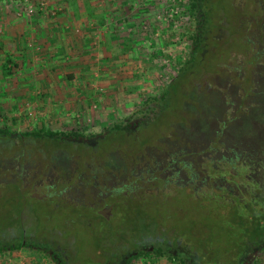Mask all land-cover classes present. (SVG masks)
I'll return each mask as SVG.
<instances>
[{
	"label": "rangeland",
	"instance_id": "1",
	"mask_svg": "<svg viewBox=\"0 0 264 264\" xmlns=\"http://www.w3.org/2000/svg\"><path fill=\"white\" fill-rule=\"evenodd\" d=\"M92 1L0 0V130L83 136L57 150L46 140L28 144L32 150L26 155L14 152L19 147L0 148V187L20 181L28 197L49 199L33 207L49 234L41 231L38 237L65 248L64 258L53 246L8 249L0 252V264H62L71 256L82 262L99 246L112 248L114 227L104 225L98 212L109 213L115 192L151 197L148 210L160 211L156 221L185 231L193 222L201 229L212 220L206 206L216 194L229 202L236 194L222 189H233L235 183L248 182L249 190L257 184L256 202L264 210V0H215L224 13L216 9L210 46L217 48L216 39L228 36L236 50L224 55L214 72L209 73V65L205 75L196 73L192 88L178 85L165 110L146 101L161 99L192 53L190 34L198 24L190 15V1ZM224 14L231 21L228 31ZM65 25L66 35L80 38L74 46L62 37ZM45 27L50 31L42 41ZM91 27L94 40L83 31ZM76 58L77 64L72 62ZM115 125H132V130L122 133L114 152L101 154L99 142ZM119 147L130 150L125 160ZM251 196L246 192L245 198ZM60 203L86 205L101 218L77 208L67 217L62 209L54 210ZM29 211L26 220L34 216ZM113 213L114 206L107 220ZM219 224L214 235L225 228L222 220ZM220 240L224 255L228 245L224 236ZM128 250L129 264H176L156 256L138 259L137 250ZM248 257L246 264H264V247Z\"/></svg>",
	"mask_w": 264,
	"mask_h": 264
},
{
	"label": "trees",
	"instance_id": "2",
	"mask_svg": "<svg viewBox=\"0 0 264 264\" xmlns=\"http://www.w3.org/2000/svg\"><path fill=\"white\" fill-rule=\"evenodd\" d=\"M2 1L9 2L11 0ZM189 1L190 15L198 24L195 30L190 34L193 43L192 53L180 69L176 82L171 85L161 99H147V106L153 102L155 105L165 110L169 96L175 94L178 85L180 87L182 86V89L184 87H187V89L192 88L193 85H191V83L194 81L196 73L203 71V69L209 65H213L209 73L212 71L214 72L216 66L221 65L223 62L224 55L227 56L231 51L236 50L231 49L232 40H228V36L225 40L227 43L230 42V47L224 44L226 41L222 40L219 42L218 39H216L217 41L215 42L217 48L210 46L211 38L214 36L216 37L214 33V28L216 27L215 18L218 13L216 9L218 8L217 10L222 11L218 13V15L224 13L221 5L216 3L215 0ZM224 16L225 22L227 23L226 31H228L231 21L229 16L227 17L225 14ZM236 23H238V18ZM210 48L217 50L213 56L209 55ZM204 72L207 73V71H203V74ZM186 83L190 85L188 84V86ZM154 108L157 107H149L151 110ZM136 125L140 126L141 123ZM130 130H132V125H126L125 128L120 125H115L108 130L104 138L99 142L101 154L114 152L116 145L121 142L122 133H126ZM82 137V135L77 133L64 134L45 129L19 135L7 129H1L0 148L6 152L19 147V149L14 152L18 151L17 153L19 155H26L28 151L31 152L32 150L28 144L33 145L34 143V145H37L42 140H46L48 144L55 146L57 150L60 148L63 149L62 146L65 144L63 142H67L70 139L78 141ZM122 143L123 146H125V143ZM146 144L147 143H144L143 145ZM119 150L123 151L124 154L122 153V157L125 160L130 150H126L123 147H119ZM255 163L256 165L259 164V159ZM113 164L111 168L116 167L115 163ZM256 169L257 168L254 169V173ZM19 182L20 181H15L14 184L8 186L1 185L2 187H0V209L6 211L3 214L0 212V225L4 222L7 223V226H5L4 229L1 228L0 231V252L2 253L8 249L19 250L29 245L47 249L53 246V252L64 258L63 251H65V248H62V245L57 246L58 241L54 242L53 239L40 240L38 237L41 231H43L45 237L49 236V234L46 231L47 229L42 228L45 223L44 218H42L40 213L37 214V211H33V207L36 204L50 200L45 197L41 199L28 197V194L24 193L22 183ZM247 183L248 182H243L242 184L235 183L233 189L228 187L222 189L228 192L227 194H236L234 197L233 195L229 197V202L219 200L217 199L219 196L217 194L214 195V199H212V201L210 200L209 205L206 206L211 212L210 219L212 220L206 221V223L203 224V229H200L197 221L193 222L189 231H187V229L186 231L181 229L177 230V228L173 226L170 227L168 223L161 224L156 221L154 216H158L160 211L156 209V214V210H148V203L154 201L151 197L144 198L131 190L126 193L115 192L118 197L112 204L114 206L112 219L107 220L102 217L104 225L114 227L113 247L110 249L107 247L102 250L99 246V250L93 251L94 253L91 251L92 255H89V260L78 262L75 256H71L69 261L64 259L62 264H129L132 261V257L130 255L128 256V249L137 250L134 256L138 259L156 256L157 258H167L169 261L176 264H246L249 258L248 256L251 253L264 247V210L261 206L259 207V204H257L258 201L256 200L260 195V190L254 182L251 184L253 189L249 190L247 188L249 184ZM9 187L10 190L8 192H3ZM246 192L250 196L252 193L250 200L249 197L245 198ZM181 194H184L186 197H191V195L186 193ZM238 194L241 195L240 197L243 196L242 199L237 196ZM58 198L59 197H55L54 200ZM178 198H180V196ZM10 201H13L12 207L9 204ZM200 204L203 205L202 201ZM57 208L60 210L62 209V213L67 212V217L72 216V210L75 208L78 210L80 209L82 212L91 209L86 205H68L65 203L56 205L54 210ZM8 210H11L12 213L9 214ZM28 210L34 212V216L26 220L25 215ZM91 210L94 212L96 218H101L96 214V210ZM81 215L77 217L81 218ZM152 216V220H149ZM220 219L223 221L225 228L221 229L220 234L214 235L212 232L217 228H221L219 224L221 221ZM225 219L226 224L224 223ZM34 223L37 225L34 226ZM215 224L219 225L216 226ZM224 229L225 231L227 230L226 234L225 232L222 233ZM128 231H131L132 235L126 237L125 235ZM7 236H10V238L8 239ZM222 236H224L226 244L228 245V252L224 255H222L220 253L221 251L218 249L221 244L220 237ZM4 237L7 239H4ZM218 237L219 240H217ZM151 239H155L157 244H153L154 242ZM151 244L152 249H147V246Z\"/></svg>",
	"mask_w": 264,
	"mask_h": 264
},
{
	"label": "crops",
	"instance_id": "3",
	"mask_svg": "<svg viewBox=\"0 0 264 264\" xmlns=\"http://www.w3.org/2000/svg\"><path fill=\"white\" fill-rule=\"evenodd\" d=\"M97 1H99V0H93L92 2H94V3H97ZM65 27V28H64ZM64 27H62V30H61V33H62V37H64L65 39H66V41H69V42H71L70 43V45H72V46H74L75 45V43H79L80 41V38H78L77 39V37L75 36V37H69L68 35H66L65 33L66 32H69V30L68 29H66V28H69L67 25H65ZM76 28H77V26H76ZM96 28V27H95ZM55 30H57V29H55ZM48 31H50V29H47L46 27L44 28V30L42 31L43 32V37H42V41H44L45 40V38L46 39H48L47 37H46V35H47V33H48ZM51 31H54V29H51ZM72 31H74L75 32V30H74V28H72ZM83 31H89L91 34H92V37H91V39H95L96 37H95V33H94V31H93V29H92V27L91 28H86V29H84ZM41 32V33H42ZM60 31H57L56 33H59ZM39 34V33H38ZM88 35V34H87ZM61 39V37L60 36H57L56 37V39H57V41H59V39ZM105 40H109V39H106V38H104ZM52 40H55L54 38H52ZM51 40V41H52ZM48 41H50V40H48ZM45 42H47V41H45ZM70 52V54L73 56V58L75 57V55H73L74 54V51H69ZM73 63H79V60H78V58H76V59H74V61H72Z\"/></svg>",
	"mask_w": 264,
	"mask_h": 264
},
{
	"label": "water",
	"instance_id": "4",
	"mask_svg": "<svg viewBox=\"0 0 264 264\" xmlns=\"http://www.w3.org/2000/svg\"><path fill=\"white\" fill-rule=\"evenodd\" d=\"M38 198H42V197H38ZM112 209H113V206H110V207L108 208V211H109L108 214L106 213V211H100L99 213H100V215H102V216H104L105 218L109 219V218H110V217H109V214H110V211H112Z\"/></svg>",
	"mask_w": 264,
	"mask_h": 264
},
{
	"label": "flooded vegetation",
	"instance_id": "5",
	"mask_svg": "<svg viewBox=\"0 0 264 264\" xmlns=\"http://www.w3.org/2000/svg\"><path fill=\"white\" fill-rule=\"evenodd\" d=\"M41 199V198H40ZM104 217V216H103ZM107 219V218H106ZM110 219V218H109Z\"/></svg>",
	"mask_w": 264,
	"mask_h": 264
}]
</instances>
